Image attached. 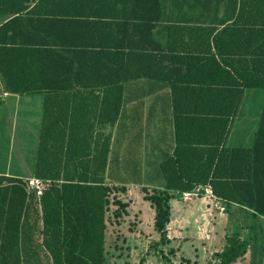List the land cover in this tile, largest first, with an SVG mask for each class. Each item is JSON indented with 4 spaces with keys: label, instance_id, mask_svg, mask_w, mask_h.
<instances>
[{
    "label": "trees",
    "instance_id": "trees-1",
    "mask_svg": "<svg viewBox=\"0 0 264 264\" xmlns=\"http://www.w3.org/2000/svg\"><path fill=\"white\" fill-rule=\"evenodd\" d=\"M147 1L159 5V0ZM28 2L0 0V16L10 17L0 25V78L4 88L16 94L47 92L50 100L65 99L62 96L78 89L50 83L95 78L102 85L86 89L103 90L105 111L114 123L123 84L163 77L171 85L174 101L175 146L162 164L164 185L141 188L143 200L154 210L153 229L159 235L155 247L168 242L169 201L198 186H209L225 207L250 212L246 235L235 232L227 237L218 253V264H264V105L251 145L226 146L244 92L264 89V0H240L235 30L229 27L214 37L220 61L232 71L215 69L213 86L204 87L191 84L203 81V76L209 79L208 72H198L196 78L191 76L194 73L170 72L169 68L160 72L157 67L163 58L145 53L149 48L144 44L124 41L117 46L119 53L109 56L95 51L98 47L107 50L101 45L36 38L34 35L53 32L61 24L35 18ZM139 19L148 22L153 18ZM134 61L148 69L132 70ZM109 62L118 64L119 70L100 71L106 66L96 72L82 70L88 64ZM53 139L54 143L47 144L46 137H41L34 173L52 184L38 197L26 189L24 181L0 177V264L107 262L109 214L119 217L127 207L119 200L110 202L113 192L125 193L127 189L106 181L108 140L96 145L93 158L79 165V160L90 156L89 143L94 137ZM62 159L63 164L68 159L70 166H61ZM111 205L118 209L111 211Z\"/></svg>",
    "mask_w": 264,
    "mask_h": 264
},
{
    "label": "crops",
    "instance_id": "crops-1",
    "mask_svg": "<svg viewBox=\"0 0 264 264\" xmlns=\"http://www.w3.org/2000/svg\"><path fill=\"white\" fill-rule=\"evenodd\" d=\"M239 4L240 0H159V5L147 0L28 2L30 10H33L32 16L44 22L61 24L53 32L40 36L36 34L34 37L101 45L108 47L104 48L107 50L98 47L95 51L109 56L118 54L117 46L124 44V41L144 44L149 48L145 53L163 58L157 67L160 72L171 69L170 72L181 74L194 73L191 76L195 78L198 72L209 73V79L203 76V81H195L192 87L199 84L203 87L213 86L212 72L215 69L232 71L220 61L213 39L229 27L235 30ZM156 17L158 20L154 21ZM9 18L0 16V25ZM139 18L153 19L142 22ZM97 64H88L82 70L96 72L102 66L106 67L100 71L119 70L118 64L111 62ZM131 68L134 71L148 69L137 61L132 62ZM160 78L157 81L142 78L123 84L122 103L114 123L110 122L111 116L106 114L103 90L86 89L87 86L102 85L98 79L52 82L50 86L74 87L78 90L62 96L65 99L50 100L47 92L11 93L4 88L0 78V137H9L8 157L2 160L0 177L20 179L26 184L29 179H39L34 170L39 162L41 137H46V143L52 144L53 137L78 136L94 137L89 143L90 156L79 160V165L91 160L96 145L108 140L105 178L109 185L125 186L127 191L130 188L141 189L144 179L153 176L160 183L158 187H161L165 183L162 164L173 154L175 145L171 85L163 77ZM235 117L229 127L226 146L249 147L258 124L252 129L251 138H245L249 145H230V131ZM65 160L63 164L62 159L61 166H70L68 159ZM42 181L47 182L48 186L52 184L51 180ZM241 212L245 218L250 215L248 211Z\"/></svg>",
    "mask_w": 264,
    "mask_h": 264
},
{
    "label": "rangeland",
    "instance_id": "rangeland-1",
    "mask_svg": "<svg viewBox=\"0 0 264 264\" xmlns=\"http://www.w3.org/2000/svg\"><path fill=\"white\" fill-rule=\"evenodd\" d=\"M263 105L264 89L245 91L231 126L230 145L250 144L245 138H251L249 136L258 124ZM0 138L1 168L3 158L8 157L9 137ZM143 182L142 187L149 189L159 188L160 185L153 176L146 177ZM114 199L127 207L126 213L121 211L119 217L109 214L105 232L106 264H218V253L227 237L235 232L244 237L249 223V217L245 218L236 206L229 208L221 205V210L216 203L200 197L191 201L174 197L169 201L168 242L156 248L159 235L153 229L154 210L143 200L141 189L113 192L110 202ZM110 209L114 211L118 206L111 205Z\"/></svg>",
    "mask_w": 264,
    "mask_h": 264
},
{
    "label": "built area",
    "instance_id": "built-area-1",
    "mask_svg": "<svg viewBox=\"0 0 264 264\" xmlns=\"http://www.w3.org/2000/svg\"><path fill=\"white\" fill-rule=\"evenodd\" d=\"M47 187H48V183L43 182L40 179H29L27 181V190L29 192H34L37 196H39ZM198 197L209 200L212 203H216L220 207V209L223 210L221 206V201L214 196L209 186H205V187L198 186L193 191L183 192L180 195V198L183 201H191L194 198H198Z\"/></svg>",
    "mask_w": 264,
    "mask_h": 264
}]
</instances>
